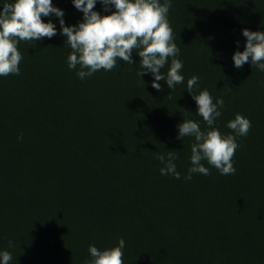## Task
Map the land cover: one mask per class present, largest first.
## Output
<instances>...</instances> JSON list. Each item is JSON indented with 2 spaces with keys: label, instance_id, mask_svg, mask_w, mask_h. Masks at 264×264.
I'll return each mask as SVG.
<instances>
[{
  "label": "trees",
  "instance_id": "obj_1",
  "mask_svg": "<svg viewBox=\"0 0 264 264\" xmlns=\"http://www.w3.org/2000/svg\"><path fill=\"white\" fill-rule=\"evenodd\" d=\"M170 2L184 76L171 90L138 75L140 49L133 64L117 58L111 71L80 79L54 14L42 17L54 37L19 43L20 74L0 77V252L12 254L9 264H85L89 245L105 250L121 238L124 264H264V72L232 59L244 51L242 30L264 32V0ZM52 4L65 26L83 22L72 0ZM108 7L97 0L93 10L110 15ZM205 89L224 100L222 135H234L236 114L252 127L237 138L235 174L204 160L210 175L186 180L195 141L178 139L177 126L192 119L207 129L191 96ZM167 151L180 179L160 174L156 153Z\"/></svg>",
  "mask_w": 264,
  "mask_h": 264
},
{
  "label": "clouds",
  "instance_id": "obj_2",
  "mask_svg": "<svg viewBox=\"0 0 264 264\" xmlns=\"http://www.w3.org/2000/svg\"><path fill=\"white\" fill-rule=\"evenodd\" d=\"M74 7L83 13V22L77 26H65L64 12L52 4V0H15L3 3L0 11V77L19 75V65L22 55L18 51L20 42H31L41 38L54 37L56 26L51 21L45 23L42 17L54 14L59 18L61 34L72 49L67 58L69 69H76L77 76L85 79L103 69L111 71L117 65V58L125 63L133 64L131 59L133 49H140L141 77L151 73L154 77L152 87L161 91L160 81L166 80L168 89L184 82L180 74L183 62L178 59L179 48L173 40V29L169 25L168 12L171 7L170 0H100L109 11L113 6L115 11L110 15L101 16L94 11L97 0H72ZM246 38L244 51H236L232 59L234 66L242 68L251 59L259 71L264 72V32H251L242 30ZM238 46V43H237ZM171 59L167 75L161 74V69ZM199 77L192 76L187 80L188 93L198 84ZM197 104V114L207 125L201 130L199 122L184 119L178 125L179 136L194 137L191 146V167L188 169L186 180L192 179V174L210 175L209 169L201 162L206 160L214 166L221 175L235 174L232 158L239 145L238 137L247 136L252 124L251 121L240 114L228 122L227 127L233 134L222 135L215 127V121L221 116L220 109L224 100L217 98L215 103L207 89L198 95H191ZM186 115H189L185 111ZM22 139V137H20ZM176 151H167V156L156 153V159L164 165L160 169L161 175H172L180 179L174 161L177 159ZM9 248L13 242L9 241ZM124 239H119L118 246L99 250L94 244L89 245L88 252L91 260L85 264H124ZM9 251L0 252V264H9L12 260Z\"/></svg>",
  "mask_w": 264,
  "mask_h": 264
},
{
  "label": "rangeland",
  "instance_id": "obj_3",
  "mask_svg": "<svg viewBox=\"0 0 264 264\" xmlns=\"http://www.w3.org/2000/svg\"><path fill=\"white\" fill-rule=\"evenodd\" d=\"M139 62H140V57L137 55L136 63H137V65H138L139 68H140V64H139Z\"/></svg>",
  "mask_w": 264,
  "mask_h": 264
}]
</instances>
